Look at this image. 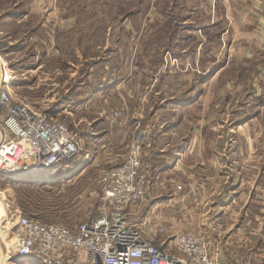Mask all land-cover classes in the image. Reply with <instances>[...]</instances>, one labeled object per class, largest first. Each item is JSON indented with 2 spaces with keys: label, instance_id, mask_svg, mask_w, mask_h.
<instances>
[{
  "label": "rangeland",
  "instance_id": "obj_1",
  "mask_svg": "<svg viewBox=\"0 0 264 264\" xmlns=\"http://www.w3.org/2000/svg\"><path fill=\"white\" fill-rule=\"evenodd\" d=\"M171 5L167 0H0V54L19 77L14 94L66 124L79 142L73 159L38 172L0 170V264L36 263L34 257L23 260L14 251L5 220L6 200L29 217L76 228L98 216L104 206L101 177L125 163L137 142L147 186L135 217L145 237L161 244L176 234H201L209 242L216 264H233L232 258L229 263L227 230L238 213L242 217V210L232 201H228L231 208L226 204L216 210L219 203L225 204L224 187L209 180L200 191L190 192L185 189L187 176L183 172L156 182L152 170L155 164L159 168L163 165L159 153L173 139L172 146L184 144L195 138L198 129L206 128L203 138L209 143L215 140V148L213 158L206 142L199 148L203 156L196 158L205 163V169L198 176L214 174L207 160L224 165L227 145L236 148L233 123L248 128L242 115L233 119L227 111L243 107L241 103L249 100H245L246 94L253 91L258 76L256 69L249 71L254 67H246V71L241 67L244 59L238 62L239 58L233 57L231 72L227 69L220 77L222 84L217 91L223 101L218 107L202 104L197 113L194 108L186 110L191 103L174 105L195 94L196 81L215 62L207 51L219 46V40L185 42L189 52L205 49L204 55L198 56L205 67L200 72L196 56L181 55L179 37L172 38L170 28L180 11L176 8L170 16L164 13ZM218 59L216 64L223 66L226 53ZM237 77L247 80V85L227 87L229 79L238 84ZM182 118V134L169 135ZM260 123L264 126V114L257 126ZM242 138L248 148L232 161L241 176L249 172L258 175L262 170L264 178V164L263 168L255 167L257 160L264 162V129L253 136L244 132ZM218 173L223 177L222 170ZM36 176L39 178L32 180ZM166 196L176 204L152 211L151 201L163 203ZM219 253L222 256L217 258Z\"/></svg>",
  "mask_w": 264,
  "mask_h": 264
},
{
  "label": "built area",
  "instance_id": "obj_2",
  "mask_svg": "<svg viewBox=\"0 0 264 264\" xmlns=\"http://www.w3.org/2000/svg\"><path fill=\"white\" fill-rule=\"evenodd\" d=\"M17 81L0 54V170L44 169L73 159L79 152L75 134L18 98ZM141 159L137 142L125 163L104 172V206L76 228L29 217L6 200L5 220L17 256L34 257L36 264H216L201 234H176L158 244L138 228L136 209L147 186Z\"/></svg>",
  "mask_w": 264,
  "mask_h": 264
},
{
  "label": "crops",
  "instance_id": "obj_3",
  "mask_svg": "<svg viewBox=\"0 0 264 264\" xmlns=\"http://www.w3.org/2000/svg\"><path fill=\"white\" fill-rule=\"evenodd\" d=\"M167 1L172 3L171 7H169L170 11L174 12L176 8L180 11L178 18L174 21V24H179L181 26V28L174 33V38L179 37L181 41L179 43V49L181 50L180 54L196 56V66H200V69H197L200 72H202L205 67H201V59L199 61L198 56H203L205 49L200 47L189 52V48L186 46L185 42L190 39L202 41H206L207 39L219 40V46L210 48L207 51L209 52L208 56L213 57L212 61H214L215 57V62H212L210 67L205 69L207 73L196 81L194 87L195 94H192L183 102H174V105H186L191 103L189 105L190 107L186 110L194 108V110H197V113L202 110V108L199 109L202 104H210L218 107V103L223 101V99H221V93L217 91L220 84H222L220 77L221 74L223 75V73L226 72L225 70L230 68L233 57H238V62L244 59L246 63L241 67H243L245 71L246 67H254L249 69V71L256 69L255 73L258 78L256 79L257 83L252 84L253 91H251L250 94H246L245 100H249L241 103L243 107L237 112L234 109L232 111H227L228 115L232 114L233 119L237 117L236 115L239 117L242 115L243 119L241 120L248 121L245 122L248 128H242V124H238L239 122L233 123L232 129H234L233 136L235 139L234 142H236V148H229L227 145V149H225V154L223 155L227 159H225L224 165L223 163L221 165L220 161H211L208 159L207 162L213 168L214 174L202 177L198 176V174L205 169V167H203L205 163L196 158V156H203V152L199 148L205 147L207 144L206 148L208 155L212 158L213 149L215 148V140L209 143L206 142L207 139L205 141L203 138L207 130L206 128H202L197 130V134H195L196 136L192 140L189 139V141L186 140L187 142L184 141V144L172 146L173 139L160 151L158 159L162 161L163 165L160 168L156 164L154 165L152 170L154 175L153 180L157 182L161 177L167 179L168 176L171 177L177 174L178 171H181L187 176V179L185 178V189H187V191L188 189L190 192L200 191L201 188H204L205 181L209 180H211L212 183L223 186L225 189L223 195L225 196V204L219 203L216 206V210L219 212L226 204H228V208H231L229 205L231 201L233 205L239 207V210H242V217L240 218V213H238L235 217L233 226L227 230L229 233L226 237L229 263L233 260V264H264V240L261 239V235L264 233V178L262 177V170L258 171V175L253 176V172H249V174L241 176L236 163L231 159L232 157L234 160H236L235 157L240 158L241 152H245L248 148L244 138H242L244 132L253 136L255 133L260 134L264 129L262 123L257 126V121H259L264 114V0ZM223 52L226 53L227 61L224 60L223 66H219L216 62H218L219 55ZM197 62L199 64H197ZM197 70H195V72H197ZM228 72H231L230 69ZM203 76L207 78L205 79ZM253 77L255 78V75H253ZM226 82H228L227 87L229 88H240L246 86L248 81L237 77L238 84L235 83L234 79H229ZM230 83H234V85L231 86ZM205 89L206 94L204 92ZM226 104L230 105L229 101ZM182 120L183 118L179 126L171 128V132L168 133L169 135L175 133L182 134L183 130L180 129V126L184 123ZM227 135L230 136V133ZM198 136L202 138L198 140ZM181 140H185L184 137H182ZM169 145L173 148H168ZM208 155H206V157ZM256 163L258 164L255 166L256 168H263L264 162L261 159L257 160ZM222 167L225 169L227 168V171H224ZM215 170H217V173H215ZM221 170L224 173L223 177L218 173ZM163 201V203L156 202L154 204L151 201V210H160L159 208L168 209L176 204L174 203V199L167 196L164 197ZM183 209L189 211V208L185 205ZM253 210H256L255 214L252 213ZM190 211L192 210L190 209ZM221 214L222 213H220V215ZM243 217H245L244 220ZM248 227L250 228L248 229ZM174 228L176 229L175 225ZM222 233L224 232L220 231L219 234ZM257 240H260L259 245ZM220 243L222 244V242L219 241L218 244ZM218 255L222 256L221 253L216 254L217 258ZM231 258L232 260L230 261Z\"/></svg>",
  "mask_w": 264,
  "mask_h": 264
},
{
  "label": "trees",
  "instance_id": "obj_4",
  "mask_svg": "<svg viewBox=\"0 0 264 264\" xmlns=\"http://www.w3.org/2000/svg\"><path fill=\"white\" fill-rule=\"evenodd\" d=\"M168 13L169 14V16L173 13V11H164V13ZM181 28V26L179 25V24H172V26H171V30H172V33H171V35H172V38H174V33H176L179 29ZM175 39H176V37H175ZM205 79L207 78V77H205V76H203ZM202 77V78H203ZM53 171V170H52ZM38 178V176H36L35 177V179H37ZM34 178L32 179V180H35Z\"/></svg>",
  "mask_w": 264,
  "mask_h": 264
},
{
  "label": "water",
  "instance_id": "obj_5",
  "mask_svg": "<svg viewBox=\"0 0 264 264\" xmlns=\"http://www.w3.org/2000/svg\"><path fill=\"white\" fill-rule=\"evenodd\" d=\"M43 168L40 167V168H36V169H32V170H28L27 172H38L40 170H42Z\"/></svg>",
  "mask_w": 264,
  "mask_h": 264
},
{
  "label": "bare ground",
  "instance_id": "obj_6",
  "mask_svg": "<svg viewBox=\"0 0 264 264\" xmlns=\"http://www.w3.org/2000/svg\"><path fill=\"white\" fill-rule=\"evenodd\" d=\"M47 172H48V171H47ZM47 175H48V173H47ZM39 177H42V176L39 175ZM39 177H38V178H39ZM32 179H33V178H32ZM34 179H35V178H34ZM43 179H44V178H43ZM35 180H37V179H35ZM40 180H42V179H40ZM35 182H36V181H35ZM0 249H1V248H0ZM1 251H2V250H1ZM0 254H1V252H0ZM0 258H1V257H0ZM1 262H3L2 259H1Z\"/></svg>",
  "mask_w": 264,
  "mask_h": 264
}]
</instances>
